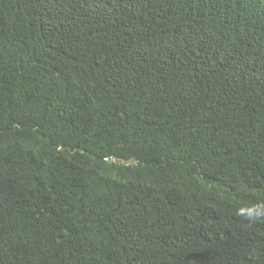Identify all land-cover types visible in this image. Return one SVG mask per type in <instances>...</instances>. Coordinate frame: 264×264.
Here are the masks:
<instances>
[{"label": "trees", "instance_id": "obj_1", "mask_svg": "<svg viewBox=\"0 0 264 264\" xmlns=\"http://www.w3.org/2000/svg\"><path fill=\"white\" fill-rule=\"evenodd\" d=\"M259 213L264 0H0V264H264Z\"/></svg>", "mask_w": 264, "mask_h": 264}, {"label": "clouds", "instance_id": "obj_2", "mask_svg": "<svg viewBox=\"0 0 264 264\" xmlns=\"http://www.w3.org/2000/svg\"><path fill=\"white\" fill-rule=\"evenodd\" d=\"M241 214H243V213H241ZM259 215H264V213H259ZM251 218V217H250Z\"/></svg>", "mask_w": 264, "mask_h": 264}]
</instances>
